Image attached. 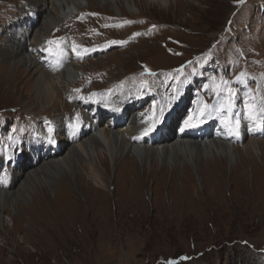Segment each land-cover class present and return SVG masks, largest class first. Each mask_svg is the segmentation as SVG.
<instances>
[{"label":"rangeland","instance_id":"rangeland-1","mask_svg":"<svg viewBox=\"0 0 264 264\" xmlns=\"http://www.w3.org/2000/svg\"><path fill=\"white\" fill-rule=\"evenodd\" d=\"M28 1L0 0V45L5 44L2 36L5 26L9 27L12 18L28 11ZM122 4L118 3L120 9L115 12L98 1L84 3L80 10L86 17L84 21H80L79 13L52 29L49 37L63 49L71 43L88 48L103 47L118 40L119 46L107 54L82 58L78 62L82 77L70 88L84 87L90 82L92 87L85 97L108 100L116 94L119 102L143 98L139 110L148 112L149 116L135 122L143 131L153 128V114L158 116L161 109L149 99L153 89L150 73L180 67L194 76L197 72L194 63L183 67L187 60L204 66L209 56L221 53V63L225 58L246 63L240 70H233L238 65L234 66L235 60H230V70L234 75L239 73L246 86L239 91L240 83L232 77L235 84L231 90L234 96L239 91V97H234L238 103L252 94L248 86L253 85L255 92L264 87V0H175L166 9L140 2L135 12ZM93 12L101 15L94 17ZM75 23L77 26L72 28ZM128 24H132L130 28ZM145 32L150 35L144 36ZM227 60L218 64L219 67L211 61L205 65L211 67L201 68L199 73L205 75L212 69L214 74L208 76L217 78L219 71L228 68ZM0 63V155L12 157L15 146L22 145L34 134L26 117L23 118L25 114H32L41 123L46 116L54 119L56 109L61 114L72 110L73 121L77 122L81 114L73 110L69 98H64L65 86L59 84L58 97L47 106H40L34 91L35 73L23 66L14 69L1 57ZM137 72L143 77L136 75L125 81V75ZM174 77L179 79L177 73ZM206 80L208 83L203 84ZM220 80L226 82L223 76ZM159 83L168 90L169 78ZM213 83L206 76L183 80L177 87L180 94L185 89L182 92L187 96L185 108L198 103L205 95L211 97L210 106L226 105L227 91L216 94L211 89ZM232 100L233 97L231 103ZM256 100L251 105L255 120L264 119V94ZM242 106L232 107L231 113L223 111L229 114L233 126L237 118L239 125L255 121L248 119V109L244 103ZM55 119L58 127L53 126L51 130L54 138L59 127L62 128L59 117ZM106 120L101 122L104 126L108 123ZM171 126L173 129L175 125ZM245 140L249 143L251 139ZM250 144L244 152H237V161L241 164L236 168L218 159L212 165L217 175L213 174L212 167H205L207 175L203 178L195 174V168L184 172L182 165L172 169L158 162L155 170H149L148 163L143 165L138 160L130 175L127 173L130 158L122 152L116 159V169L108 161L107 191L96 192L98 188L86 167L80 170L84 175L77 182L79 190L60 175V179L48 183L52 191L40 189L38 195L27 196L28 203L19 204L18 208L15 205L11 209L13 221L7 216L9 208L0 211V264H165L159 261L166 258L171 259V264H237L240 261L264 264V147ZM22 147L23 158L31 161L26 159L30 151L28 143ZM95 150L101 151V147ZM102 163L108 167L107 161ZM11 172L12 183L15 170ZM197 172L200 173L199 169ZM15 185V182L11 185V191L16 189ZM57 192L60 199L55 198Z\"/></svg>","mask_w":264,"mask_h":264},{"label":"bare ground","instance_id":"bare-ground-1","mask_svg":"<svg viewBox=\"0 0 264 264\" xmlns=\"http://www.w3.org/2000/svg\"><path fill=\"white\" fill-rule=\"evenodd\" d=\"M97 1L101 2L103 7L105 5L106 7H111L115 12L120 9V7L117 6L118 3L121 4L124 2L122 6L126 7L130 12H135L138 8L137 5L140 2L150 6L157 5L160 8L166 9L170 7L171 3L175 0L28 1L26 3L28 11L25 10V13L22 14V16H14L17 18L11 19L9 27L6 25V28H3L2 36L5 40V44L0 45V57L2 61L10 62L12 64L11 67L14 69L15 67L22 68L23 66L35 73L36 83L34 91L37 96V102L40 106H47L54 98L58 97L59 84L69 89L70 85L78 80L79 73L82 70V66L78 64L76 50L70 49L66 44L68 53L64 55L61 48L56 47L54 41L50 39L49 36L51 30L67 19L73 17L75 15L74 13L78 14L80 10L84 8V3L88 4ZM50 41L53 43H49ZM34 47L38 48L37 51L40 49L39 54L34 50ZM69 51L73 52L70 54ZM107 52L102 54H107ZM39 57L40 59L45 60L47 65L61 66L62 64H65L66 67L56 73H51L45 70V67L39 61ZM77 65H80V67L78 68ZM14 74L15 72H13L11 76ZM129 101L130 100H125L122 102L121 114L118 117H114V120L110 117L109 121L106 120L108 123L106 122L107 124L105 126L100 122V116H94L93 121L96 122L95 128L89 129L85 133H83V131H78L79 133L81 132L79 139L69 144L64 141V138H62L63 127H59L57 137L54 138L53 132L50 131L53 127H45L42 123L35 124V128L38 126L39 131H43L55 141V143L52 144V147L55 144H59V151L57 152L55 150L53 153H43L42 157H38L36 164H23V159H17L18 168L9 169L10 173L12 170H15V177L12 183L10 179L8 180L10 182L7 187L8 189H0V211L9 208L10 212L7 216L13 221V218H11V209L14 210L16 208L15 205H17L18 208L19 204L28 203L27 196L30 197V194L38 195L40 189H50L51 187H48L50 186L48 183H54L60 175L68 181L70 186L73 184L74 187L79 190L77 182L79 183L84 175L80 170H85V167L89 170L90 178H92L95 187L98 188L97 191L94 190V192H98L99 190L107 191L108 181L110 179L108 176V161L113 162V167L116 169V159L121 152L130 158V168L127 170V173L130 175H133L132 172L135 169V162L138 160L143 165L148 163L149 170H155L158 162L162 165H169L172 169H179L180 165H182V170L184 172L190 171V168H195V174L200 176V178H203L204 175H207L204 172L206 171L204 168H211L213 163H215L216 160L218 161V159H222L229 166L233 165L236 168L237 165L241 164V161H237V152H244L247 145L251 142L253 143L254 141L253 144H250L251 147L252 145L258 144L264 147V139L257 141L254 138H250L251 140L249 143H245L246 140L244 139V136H255V134L264 135V128L258 127L260 121L255 122V124H252L247 128H239V135L233 134L230 142H221L216 139L196 140L197 138H193L194 134L192 133L197 132L195 130L186 133V136H192L191 138L176 139L175 131L170 133L169 126L172 124H178L183 116L182 110L168 111V121L160 124V130L168 131L159 134V138H157L154 143L152 142L148 146H138L131 141V138L138 133L137 129L141 127L140 125L135 124V122H137L135 118L144 117V115L138 114L139 111L135 107L139 106L141 100L134 99L131 102V107H123L127 106ZM153 103L156 104V100ZM52 106L53 105L48 108ZM200 107L201 104L198 108ZM198 108L195 109L197 113ZM57 111L58 109L55 111L56 118L59 117V120L64 119L65 121H70L67 116ZM81 115L85 122L90 121L92 125V118L84 109L81 110ZM222 116L228 119L226 115ZM55 117L54 120L57 122L58 120H56ZM124 118L125 121L122 122ZM247 129L249 130L247 131ZM197 134L199 133L197 132ZM240 137H242L243 140L242 146L239 148V145L235 144V142H238ZM37 142L38 139L36 137L24 140V143H28L31 150L35 149L34 145ZM99 147H101V151H96L95 148ZM22 149L24 150L23 147H20V153H22ZM100 153L104 154L100 156ZM212 159L214 160L213 162H211ZM257 159L255 158V160ZM102 160H104V162L107 161V168L103 166ZM203 160L204 162H202ZM131 167L134 168L131 170ZM197 169H199L200 173L197 172ZM212 170L214 171V168ZM161 174L163 173H158V175ZM213 174H216V172L214 171ZM123 178L126 177L123 176ZM14 182L16 183V189L11 191V185H13ZM50 190L52 191V189ZM61 190H58V192L60 193ZM58 192L55 195L56 199L61 198ZM62 201L65 200L62 199ZM56 202L57 201H54V203Z\"/></svg>","mask_w":264,"mask_h":264},{"label":"snow or ice","instance_id":"snow-or-ice-1","mask_svg":"<svg viewBox=\"0 0 264 264\" xmlns=\"http://www.w3.org/2000/svg\"><path fill=\"white\" fill-rule=\"evenodd\" d=\"M49 43H53V42H49ZM113 43H116L115 41ZM78 55L80 53H77ZM244 74H241V76H243ZM237 79H241V77H237ZM224 87H221L220 85H216L215 88L217 90V94L219 95L220 93L224 92L225 91V88L227 87V82H221ZM79 91V90H77ZM228 91V95H229V102L226 104V105H221V108L220 109H216L215 107L213 106H210L208 104H204L202 106V108H198V114L199 116L201 117L200 119V123H204V120L202 119L203 116L207 115V116H211V112L208 111L210 108L212 109V111H217V112H223V111H228L229 113H231V108H232V103H231V97H233L235 94L234 92L231 90V89H227ZM92 95H95V93H93ZM81 99H83V97H81ZM175 99V98H174ZM254 108L249 105L248 106V119L250 120H254L256 119V117L254 116ZM164 118V109L161 108L160 109V112H159V115H155V113L153 114V120H152V124H153V128H149V129H146L144 133H142V135H147L149 134V132H151L152 130H154V127L156 124L160 123ZM192 116L190 115L188 119H186L184 121V127L185 128H192V127H196L198 126L197 124L195 123H192ZM226 125V127L229 128V132L230 134H235V135H239V119L237 118L236 121H235V125L233 126L232 125V121L230 119V117L226 120L223 121ZM258 127L260 128H264V119H260V122L258 124ZM184 129H181V131H183ZM51 131V129H50ZM49 141L51 143H55V141L49 137ZM0 180H2L3 182H7V175H4L2 178H0Z\"/></svg>","mask_w":264,"mask_h":264},{"label":"trees","instance_id":"trees-1","mask_svg":"<svg viewBox=\"0 0 264 264\" xmlns=\"http://www.w3.org/2000/svg\"><path fill=\"white\" fill-rule=\"evenodd\" d=\"M236 264V263H235ZM237 264H244V263H242L241 261L240 262H237Z\"/></svg>","mask_w":264,"mask_h":264},{"label":"clouds","instance_id":"clouds-1","mask_svg":"<svg viewBox=\"0 0 264 264\" xmlns=\"http://www.w3.org/2000/svg\"><path fill=\"white\" fill-rule=\"evenodd\" d=\"M167 260V258L165 259V260H160L159 262H161V261H166Z\"/></svg>","mask_w":264,"mask_h":264}]
</instances>
